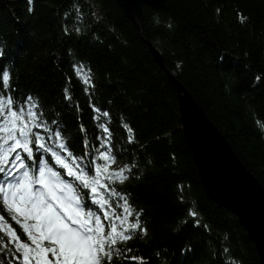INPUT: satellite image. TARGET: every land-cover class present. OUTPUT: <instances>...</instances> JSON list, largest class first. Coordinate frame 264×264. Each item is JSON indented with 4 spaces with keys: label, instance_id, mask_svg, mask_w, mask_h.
<instances>
[{
    "label": "trees",
    "instance_id": "16d2710c",
    "mask_svg": "<svg viewBox=\"0 0 264 264\" xmlns=\"http://www.w3.org/2000/svg\"><path fill=\"white\" fill-rule=\"evenodd\" d=\"M29 7L28 0H0V86L7 69L15 98L37 97L42 119L53 129L51 121L60 122L77 156L84 151L81 122L94 152L100 147L95 137L104 135L92 118L89 95L109 112L101 122L112 132L117 159L108 170L131 168L124 184H109L127 193L135 210H143L140 220L147 229L120 244L122 256L112 264H260L236 216L202 188L170 76L194 97L264 188V0H165L163 9L143 6L138 26L114 0H33L34 10ZM72 63L91 70L89 94ZM122 123L134 129V143L127 142ZM111 200L114 206L123 203ZM190 209L198 217L189 216ZM0 214L5 240L12 227L31 243L6 209ZM0 258L14 264L3 254Z\"/></svg>",
    "mask_w": 264,
    "mask_h": 264
},
{
    "label": "snow or ice",
    "instance_id": "6c2138e0",
    "mask_svg": "<svg viewBox=\"0 0 264 264\" xmlns=\"http://www.w3.org/2000/svg\"><path fill=\"white\" fill-rule=\"evenodd\" d=\"M28 4V11L32 12L33 0H28ZM3 54L0 51V56ZM71 66L85 85V94H89L91 70L85 69L83 63ZM63 91L64 100L71 107L70 90L65 87ZM12 93L10 71L4 69L0 86V211L7 210L31 243L12 227L8 228L5 240L0 225V254L14 264H112L114 257L122 256L119 245L131 240L137 231L146 235L147 229L140 220L143 210H135L128 194L109 184H124L129 178L124 173L131 172L129 165L114 173L108 170L109 162L117 159L112 151V132L106 122H101V116L109 118V112L99 109L89 95L88 106L96 113L92 118L104 135L95 137L100 147L94 152L87 128L81 122L84 151L77 156L60 122L52 120L51 124L56 126L53 129L42 119L37 97L28 94L17 100ZM75 107L82 113L78 103ZM122 127L128 133L127 142L134 143V129L128 123H122ZM100 158H104L103 163ZM112 196L123 203L114 206ZM189 216L196 218L198 213L190 209ZM4 219L0 214V221ZM195 223L200 226L201 222L196 219ZM0 264H5V259L0 258Z\"/></svg>",
    "mask_w": 264,
    "mask_h": 264
},
{
    "label": "water",
    "instance_id": "95a60500",
    "mask_svg": "<svg viewBox=\"0 0 264 264\" xmlns=\"http://www.w3.org/2000/svg\"><path fill=\"white\" fill-rule=\"evenodd\" d=\"M136 26L142 19L143 6L163 9L165 0H114ZM154 60L161 66L158 51L150 44ZM175 88L181 130L198 171L206 196L218 207L235 214L253 242L264 264V188L240 162L227 139L195 103L183 85L170 76Z\"/></svg>",
    "mask_w": 264,
    "mask_h": 264
},
{
    "label": "bare ground",
    "instance_id": "6f19581e",
    "mask_svg": "<svg viewBox=\"0 0 264 264\" xmlns=\"http://www.w3.org/2000/svg\"><path fill=\"white\" fill-rule=\"evenodd\" d=\"M192 96V95H191ZM193 97V96H192ZM194 98V97H193ZM196 105L204 112L203 108L199 105V103L194 99ZM178 109H179V105H178ZM205 113V112H204ZM180 115V114H179ZM182 127V126H181ZM221 132V131H220ZM228 141V140H227ZM229 146H232L229 142H228ZM240 162L242 163V161L240 160ZM243 164V163H242ZM226 210H228L231 214L235 215L234 213H232V211H230L229 209L225 208ZM237 218V217H236ZM245 230V229H244Z\"/></svg>",
    "mask_w": 264,
    "mask_h": 264
},
{
    "label": "rangeland",
    "instance_id": "374dc122",
    "mask_svg": "<svg viewBox=\"0 0 264 264\" xmlns=\"http://www.w3.org/2000/svg\"><path fill=\"white\" fill-rule=\"evenodd\" d=\"M101 183H103V180H101ZM104 194H105V193H104ZM116 210H117V209H116ZM117 213H118V211H117ZM116 223L119 224V221H116Z\"/></svg>",
    "mask_w": 264,
    "mask_h": 264
}]
</instances>
